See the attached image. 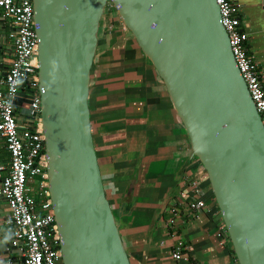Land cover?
<instances>
[{
    "label": "water",
    "instance_id": "95a60500",
    "mask_svg": "<svg viewBox=\"0 0 264 264\" xmlns=\"http://www.w3.org/2000/svg\"><path fill=\"white\" fill-rule=\"evenodd\" d=\"M32 4L39 115L62 264H131L105 193L88 103L99 26L109 5L166 87L238 264H264V125L216 0ZM2 21L0 48L10 38ZM12 102L17 121L21 115L35 120L32 91L19 90ZM14 249L0 243V264H13L7 255Z\"/></svg>",
    "mask_w": 264,
    "mask_h": 264
},
{
    "label": "crops",
    "instance_id": "0c3cea01",
    "mask_svg": "<svg viewBox=\"0 0 264 264\" xmlns=\"http://www.w3.org/2000/svg\"><path fill=\"white\" fill-rule=\"evenodd\" d=\"M239 30L247 34L246 54L264 81V1L231 0ZM99 26L98 45L89 87L91 129L106 196L131 264H238L232 244L218 232L223 221L203 167L191 158L190 143L166 87L135 39L114 12ZM10 36L0 48V80L14 58L16 25L3 18ZM12 29V30H11ZM11 30V31H10ZM20 91L27 89L21 84ZM34 121L21 115L19 129ZM10 154L0 135V186L8 176ZM198 180V193L212 211L182 214L169 223L174 201L185 204L189 179ZM185 195L180 197L179 192ZM180 210H184L179 206ZM7 200L0 195V243H12L6 224ZM187 260H176L178 240ZM22 264V250L7 255Z\"/></svg>",
    "mask_w": 264,
    "mask_h": 264
},
{
    "label": "built area",
    "instance_id": "2783aa9c",
    "mask_svg": "<svg viewBox=\"0 0 264 264\" xmlns=\"http://www.w3.org/2000/svg\"><path fill=\"white\" fill-rule=\"evenodd\" d=\"M32 1L0 0L2 17L12 19L16 25L14 58L5 78L0 80V135L5 139L10 154L9 174L1 183L0 195L7 200L9 215L6 224L12 246L22 250L23 264H62L57 225L48 190L45 137L39 115L38 40ZM216 3L234 59L264 125V81L260 78L257 65L246 54L247 34L239 30V19L231 0H216ZM109 8L113 12L111 5ZM24 81L29 82V91L33 92L31 107L36 113L34 131L19 129L12 102ZM187 187L189 196L190 192L198 193V180L189 179ZM179 195L183 197L185 192L180 191ZM185 200V204L179 205L178 200L174 201L169 223L173 224L182 214L191 215L197 210L211 212L213 209L207 201L194 195ZM179 206L184 210L178 209ZM218 237L222 241H230L224 224L220 227ZM185 251L186 245L180 239L172 249V257L186 261Z\"/></svg>",
    "mask_w": 264,
    "mask_h": 264
},
{
    "label": "trees",
    "instance_id": "16d2710c",
    "mask_svg": "<svg viewBox=\"0 0 264 264\" xmlns=\"http://www.w3.org/2000/svg\"><path fill=\"white\" fill-rule=\"evenodd\" d=\"M22 85H24V88L25 89H27V90L30 89V85H29V82L28 81L22 82ZM30 129L34 131L35 130V124ZM35 199H36V201H38V198L36 197V195H35Z\"/></svg>",
    "mask_w": 264,
    "mask_h": 264
},
{
    "label": "rangeland",
    "instance_id": "374dc122",
    "mask_svg": "<svg viewBox=\"0 0 264 264\" xmlns=\"http://www.w3.org/2000/svg\"><path fill=\"white\" fill-rule=\"evenodd\" d=\"M113 12H114V11H113ZM105 13H106V15H107V17H106V18H108V19H109V21H110V20H111V19H110V16H111V14H112V10H110V8H109V9H107V10H106V12H105Z\"/></svg>",
    "mask_w": 264,
    "mask_h": 264
}]
</instances>
